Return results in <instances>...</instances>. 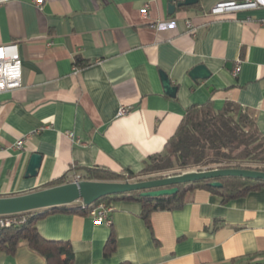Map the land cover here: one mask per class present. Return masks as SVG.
Returning <instances> with one entry per match:
<instances>
[{"label":"crops","instance_id":"obj_1","mask_svg":"<svg viewBox=\"0 0 264 264\" xmlns=\"http://www.w3.org/2000/svg\"><path fill=\"white\" fill-rule=\"evenodd\" d=\"M233 1L243 0H204L169 15L168 0H44L41 8L0 0V46L17 44L23 63V87L0 94V197L86 168L139 172L195 105L237 103L264 134V8L212 15ZM78 59L84 65L75 72ZM199 65L209 79L191 78ZM161 72L178 87L174 98ZM34 153L41 168L26 177ZM114 205L111 226L58 212L37 228L46 240L70 243L73 264H264V187L228 203L191 191L180 209L152 213L151 227L140 203ZM111 235L116 250L107 256ZM0 264L47 261L22 242L13 253L0 250Z\"/></svg>","mask_w":264,"mask_h":264},{"label":"trees","instance_id":"obj_2","mask_svg":"<svg viewBox=\"0 0 264 264\" xmlns=\"http://www.w3.org/2000/svg\"><path fill=\"white\" fill-rule=\"evenodd\" d=\"M84 63L78 59L77 66ZM251 169L264 171V134L259 130L254 116L234 102H227L216 110L209 102L190 107L175 134L165 145L161 154L150 156L141 171L124 169L121 172L94 167L78 170L81 180L102 182H139L162 178L160 173L177 170L175 175L190 171L213 169ZM156 175V176H151ZM144 176H148L144 179ZM70 176L54 180L43 189L68 183ZM221 182V188L211 186ZM179 189L175 195L145 197L144 191L113 195L100 201H134L142 205V217L151 227L150 216L158 211L180 209L185 204L186 194L194 190H206L219 195L225 203L264 187V180L242 177H225L174 186ZM93 206L85 207L82 202L48 209L24 212L26 222L21 226L0 232V250L15 252L22 242L44 257L47 264H73L75 253L70 243L49 241L41 236L37 223L54 213L87 215ZM116 250V239L111 235L105 255Z\"/></svg>","mask_w":264,"mask_h":264},{"label":"water","instance_id":"obj_3","mask_svg":"<svg viewBox=\"0 0 264 264\" xmlns=\"http://www.w3.org/2000/svg\"><path fill=\"white\" fill-rule=\"evenodd\" d=\"M204 0H168V14L173 15L177 9L193 7ZM190 76L193 80H207L212 73L204 66L195 67ZM165 93L175 97L178 87L173 85L169 76L161 72ZM42 164V155L34 153L31 156L26 177L37 176ZM225 177H242L253 180H264V171L251 169H213L190 171L179 175L167 176L154 180L139 182H102L87 181L66 183L63 185L37 190L27 194L11 197H0V215H11L35 210L48 209L58 206L71 205L82 202L83 206L90 207L99 200L119 194L144 191L145 197H162L175 195L179 189L177 185L198 181L215 180ZM214 188H221V182L211 183Z\"/></svg>","mask_w":264,"mask_h":264},{"label":"built area","instance_id":"obj_4","mask_svg":"<svg viewBox=\"0 0 264 264\" xmlns=\"http://www.w3.org/2000/svg\"><path fill=\"white\" fill-rule=\"evenodd\" d=\"M34 3L41 8L44 0H34ZM148 5L142 10V15H148ZM264 8V0H243L241 2H221L212 9V15L219 16L228 12H233L243 9ZM160 23L153 25L160 26ZM241 62L234 70V75L238 76L241 72ZM79 71L78 66H75V72ZM23 87V63L18 51L17 44H10L7 46H0V94L14 92ZM127 110L122 108L121 114H125ZM44 126L42 129H44ZM73 137V134H69ZM24 139L19 140L15 144L17 150L24 149ZM81 178L79 175H74L70 178L68 183L79 182ZM92 209L88 212V216L95 219L97 224H106L111 226L113 223V214L115 212L114 203L108 201H98L92 205ZM18 214L0 215V232L5 229H10L16 226H21L26 222V217Z\"/></svg>","mask_w":264,"mask_h":264},{"label":"rangeland","instance_id":"obj_5","mask_svg":"<svg viewBox=\"0 0 264 264\" xmlns=\"http://www.w3.org/2000/svg\"><path fill=\"white\" fill-rule=\"evenodd\" d=\"M176 172H178L177 170H172V171H168V172H164V173H160V174H157V176L158 175H162V178L163 177H167V176H173V175H175L176 174ZM151 176H156V175H151ZM148 178V176H144V179H147Z\"/></svg>","mask_w":264,"mask_h":264}]
</instances>
